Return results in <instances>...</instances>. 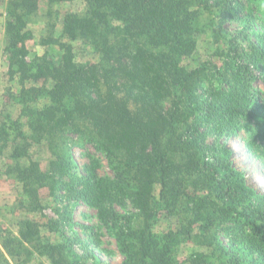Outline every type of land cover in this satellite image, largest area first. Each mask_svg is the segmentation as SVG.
Listing matches in <instances>:
<instances>
[{
    "label": "trees",
    "instance_id": "1",
    "mask_svg": "<svg viewBox=\"0 0 264 264\" xmlns=\"http://www.w3.org/2000/svg\"><path fill=\"white\" fill-rule=\"evenodd\" d=\"M81 1L79 10L76 0H0L5 73L18 84L9 97L19 107L15 117L0 110V171L20 185L22 213L15 231L0 229V264L97 260V239L87 243L74 228L78 204L113 230L122 264H182L179 247L193 238L210 251L189 253L188 264H264V195L226 142L244 131L253 148L264 143V28L253 23H264V0ZM41 2L49 15L64 6L59 32L49 22L37 41L57 46L58 62L27 46ZM201 9L214 13L218 61L193 57ZM236 19L238 32L223 27ZM70 41L87 43L95 59L77 61ZM78 141L111 174L91 153L79 171L69 151ZM37 147L49 153L45 167L31 158ZM127 204L139 224L115 208ZM162 216L170 224L158 234Z\"/></svg>",
    "mask_w": 264,
    "mask_h": 264
},
{
    "label": "rangeland",
    "instance_id": "2",
    "mask_svg": "<svg viewBox=\"0 0 264 264\" xmlns=\"http://www.w3.org/2000/svg\"><path fill=\"white\" fill-rule=\"evenodd\" d=\"M4 6L5 3H0V12H2L0 15V110L3 109V112H6V114H11L13 117H15L18 114L19 107L17 104H13L11 102L9 94H12V92L16 93L18 91V84L6 76V60L2 55L5 20ZM74 7L79 8V10L82 9L83 2L81 0H76V5ZM63 11L64 6L60 7L59 5H53L49 15L48 7L42 2L40 3L39 12L32 16L28 23L29 29H31L32 33L34 34V39L27 41L30 55L41 54L47 49L53 60L58 62L61 54L59 48L55 45H49L45 47L38 46L37 41L42 35L47 33L46 24L49 22L53 23L56 21L57 26L55 28V32H59L60 17ZM213 14V12L210 14L209 12L201 9L199 20L203 30L199 34L197 48L193 57H198V59L202 60L210 59L214 62L215 60L218 61L219 59H217L213 54L215 45L213 44V40L210 39L209 35L211 27L210 20L212 19L211 17ZM262 21V17H258L253 20L254 29L258 33L262 32L264 28V23ZM223 27H226L228 31L234 33L238 32L242 25L240 20L236 19L227 21ZM61 40L66 39L63 38ZM70 42L74 47V53L77 61L85 62L93 61L95 59V52L87 43H82L81 41ZM258 85L261 87V89H264V86L261 84V82H259ZM7 87L9 88L7 89ZM69 137L77 139L75 135H70ZM226 142L232 151L233 165L245 174L248 184L254 188L256 193L264 195V143L261 142L257 148H253L249 145L248 133H245L244 131H239L236 135L226 137ZM81 144L82 142L78 141L77 143L74 142L69 145V151L77 163L78 168H80L78 170H82V167L89 162V154L91 153L98 157L101 161L100 173L111 174V171L108 168L103 155L94 151L89 145ZM30 155L31 158L40 162L41 167L46 166L49 153L44 147H37L30 150ZM1 162H3L2 158L0 160V164ZM20 162L25 164L27 159L23 157L20 159ZM19 190L20 185L17 183V181L10 176L4 175L3 172L0 171V229L8 228L11 231L16 230V220L22 215V213L17 209ZM115 208L122 214L126 213L131 215L135 224H139V215L131 205L127 204L123 207L115 205ZM44 211L48 215H52L48 208ZM36 217L42 221L44 220V218L39 217L38 214ZM72 218L75 222L74 228L77 230L80 236L87 241V243H90L91 239H97L96 243H91L90 245L93 246L94 254L98 259L93 260L92 258H89L88 264H122L123 256L119 252L116 245L113 230L105 227L99 222L96 216V210L89 208L84 204H78L72 211ZM169 224L170 220L167 217L162 216L155 223L154 230L158 234L162 233L164 230H166V228H168ZM90 232L92 234L96 232L95 237L92 235L93 238H89L88 233ZM221 237L222 241L226 243V238H224L222 234ZM57 238L56 234L49 235V239L55 240ZM209 249L210 248H206L204 244H201L199 240L193 238V240H185L181 243L177 257L179 261H182V264H188L184 262V259L189 253L193 251L209 252ZM213 264H218V262L215 261Z\"/></svg>",
    "mask_w": 264,
    "mask_h": 264
}]
</instances>
